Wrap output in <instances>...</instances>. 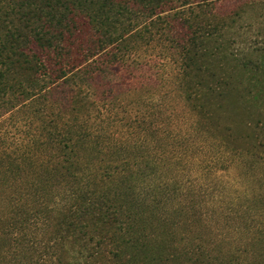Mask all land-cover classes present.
<instances>
[{"label":"rangeland","instance_id":"374dc122","mask_svg":"<svg viewBox=\"0 0 264 264\" xmlns=\"http://www.w3.org/2000/svg\"><path fill=\"white\" fill-rule=\"evenodd\" d=\"M144 25L100 80L76 74L22 103L0 101V264H60L72 238L54 127L87 135L78 165L89 187L111 190L109 173L130 168L116 198L121 263L264 264V130L253 121L264 106L225 98L215 124L187 96L214 71L208 44L245 61L264 47V0H188ZM73 159L77 171V149Z\"/></svg>","mask_w":264,"mask_h":264},{"label":"trees","instance_id":"16d2710c","mask_svg":"<svg viewBox=\"0 0 264 264\" xmlns=\"http://www.w3.org/2000/svg\"><path fill=\"white\" fill-rule=\"evenodd\" d=\"M187 1L0 0V101L11 96L22 103L44 90L49 92L68 83L76 74L100 80L107 67L117 66L121 45L127 47L134 36L142 35L140 27ZM185 41L178 46L184 64L190 66L185 55L190 46ZM208 48L209 55H213L210 60L215 63L208 68L214 71L187 84V96L198 112L215 123L223 100L228 97L253 100L263 107L264 47L253 51L247 61L233 53L226 54L217 41L208 44ZM238 66L244 71L232 74L231 69ZM257 114L254 125L264 130V108L258 109ZM48 133L52 138L49 143L58 147L62 156L54 179L59 184L65 181L60 214L66 235H72L68 242L60 237L63 242L58 262L123 264L117 243L124 208L116 198L129 187L126 177L130 179V168L122 166L109 173L117 182L109 179L114 183L112 193L93 182L89 187L82 178H91L78 165V151L87 136L84 131L54 127ZM76 149L79 169L73 171L69 168L76 163ZM50 179L51 176L47 181ZM77 180L79 185H71Z\"/></svg>","mask_w":264,"mask_h":264}]
</instances>
